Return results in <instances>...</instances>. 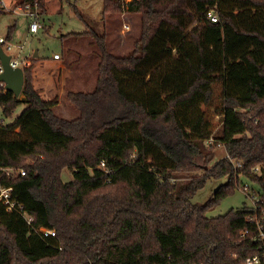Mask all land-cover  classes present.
Returning a JSON list of instances; mask_svg holds the SVG:
<instances>
[{
	"label": "trees",
	"instance_id": "16d2710c",
	"mask_svg": "<svg viewBox=\"0 0 264 264\" xmlns=\"http://www.w3.org/2000/svg\"><path fill=\"white\" fill-rule=\"evenodd\" d=\"M73 11L84 31L62 41L86 39L97 61L93 90L67 93L78 117L55 114L32 66L18 97L0 88V188L12 189V206L0 201V264H264V240L248 220L256 213L264 232V199L256 211L206 215L236 173L251 179L264 167V0H102V27ZM121 13L139 23L126 55L110 49ZM168 15L181 18L194 56L141 53L149 23ZM210 138L228 158L212 164ZM222 178L205 204H192L206 181Z\"/></svg>",
	"mask_w": 264,
	"mask_h": 264
},
{
	"label": "rangeland",
	"instance_id": "374dc122",
	"mask_svg": "<svg viewBox=\"0 0 264 264\" xmlns=\"http://www.w3.org/2000/svg\"><path fill=\"white\" fill-rule=\"evenodd\" d=\"M43 2L44 13H41L42 18L44 19V24L50 27L47 33L41 30L37 35L30 36L27 33L28 22L24 17L4 13L0 15V38H6L9 27L14 25L15 30L9 39L12 50L8 52V56L18 61L27 58L31 59L27 67L32 66L34 68L32 74L34 88L42 99L57 101V105L54 107V112L57 116L72 120L78 117V112L75 110L67 93L90 92L93 90L95 83L94 70L97 61L91 55L92 50L88 46L86 39L75 44V42L71 41L63 43L61 37L68 33L84 31V25L74 13L73 6L82 14L87 15L94 26L100 25L102 27L103 23L99 21L101 19L102 0H43ZM113 23L115 25H110V29L113 30L110 36L112 40V42L110 41V49L112 51L109 50L116 55H126L133 50V42L139 38L138 18L134 14L121 13L115 15ZM123 25L128 26L129 30H123ZM184 35L185 30L179 16H162L149 23L148 30L141 42L143 46L141 53L144 56L165 58L194 56L195 49L191 44L183 41ZM67 49L79 50V55L70 54L68 56L66 54ZM34 52H37L38 57L35 61H32V59H35L33 57ZM63 52L64 56L66 55L65 60L60 58L57 62H45L53 54ZM215 93L218 94L217 89H215ZM23 109L24 105L18 106L12 114V118L14 119L18 116ZM220 133L221 128H216L213 133L214 137L219 136ZM216 143L218 142L214 141L210 145H215V156L212 164L225 158L224 149L221 146L217 147ZM30 161L31 159L28 158L23 159V165L29 164ZM12 175H16V171L12 170ZM61 179L63 182H68L72 179V176L65 169L61 173ZM225 182L226 178L217 181H206L203 188L198 190L191 199L192 204H205L211 194ZM244 185L250 186L255 192L259 189L258 185L249 178L245 176L239 177V181L234 186L233 191L221 199L214 207L207 210V217L215 218L224 215L230 210H237L242 206H251L252 200L248 196L250 192L246 194L241 190Z\"/></svg>",
	"mask_w": 264,
	"mask_h": 264
},
{
	"label": "built area",
	"instance_id": "2783aa9c",
	"mask_svg": "<svg viewBox=\"0 0 264 264\" xmlns=\"http://www.w3.org/2000/svg\"><path fill=\"white\" fill-rule=\"evenodd\" d=\"M123 1H129V0H123ZM0 10L3 13H11L13 15H18V16H22L24 17L27 22H28V27H27V33L30 36H34L37 35L39 33V31H41L44 27V19L42 18V14L39 8V4L37 2V0L35 1H31V0H0ZM211 21L215 22L216 21V17L214 15H211ZM123 30L128 31L129 27L123 25L122 27ZM0 48L2 49V51L8 55V52L12 50L11 45L9 44V41H7L5 38H0ZM60 59V56L58 54H54L52 56V60L53 61H57ZM31 61V59L27 58L24 59L22 61H18L13 59L10 56V61H9V65L11 66V68H25L29 65V62ZM3 72V68L2 65L0 63V74ZM0 88L4 89V92H7L4 88V84L0 83ZM212 142H214L213 138H210L208 141H206V145L207 147L210 146L212 144ZM217 147H220L221 145L217 143L216 145ZM222 147V146H221ZM223 148V147H222ZM225 157L228 158V156L225 154ZM232 163L234 167H239V164H237L234 160L229 159ZM103 167V164L101 165ZM240 168V167H239ZM19 175L20 176H24L25 171L23 169L19 170ZM251 181L254 182L255 184L258 185L259 189L257 190V192H255V190H253V188H250V186L248 185H244L242 186V191L245 192L246 194L249 193V197L252 200V205L251 207H253V211H256V205L260 202L263 201L264 199V189L262 188V186L264 185V167L263 168H259L256 167L254 169H252L251 171ZM244 174L242 172L240 173H236L235 174V180L238 183L239 181V177H243ZM252 177H256L257 181H254V178ZM11 191L12 189H4V188H0V201H3L5 205H9L12 206V204L10 203V199H11ZM254 213V212H253ZM262 213V212H260ZM249 222L253 225L256 226L257 230H258V238L260 240H264V232L262 230L261 224L259 219L256 216V213L254 215H250L249 217ZM246 234L243 233V236ZM44 235H50V236H54V232H50V231H44ZM244 264H258V259L256 257L253 258H247L244 261Z\"/></svg>",
	"mask_w": 264,
	"mask_h": 264
},
{
	"label": "water",
	"instance_id": "95a60500",
	"mask_svg": "<svg viewBox=\"0 0 264 264\" xmlns=\"http://www.w3.org/2000/svg\"><path fill=\"white\" fill-rule=\"evenodd\" d=\"M33 57H37V52H34ZM9 61L10 56L6 55L0 48V63L3 68V72L0 74V83L4 84L7 92L12 93L14 97H18L24 82L23 69L11 68Z\"/></svg>",
	"mask_w": 264,
	"mask_h": 264
},
{
	"label": "crops",
	"instance_id": "0c3cea01",
	"mask_svg": "<svg viewBox=\"0 0 264 264\" xmlns=\"http://www.w3.org/2000/svg\"><path fill=\"white\" fill-rule=\"evenodd\" d=\"M56 54H58V53H56ZM54 55V54H53ZM52 55V56H53ZM59 56H60V58H62L63 59V55H62V53H60V54H58ZM37 57H38V55H37ZM37 57H35V59H37ZM60 60V59H59ZM59 60H57V61H59ZM57 61H53L52 60V57L50 58V59H46L45 60V62H47V63H49V62H57ZM39 65H41L40 63H38Z\"/></svg>",
	"mask_w": 264,
	"mask_h": 264
}]
</instances>
